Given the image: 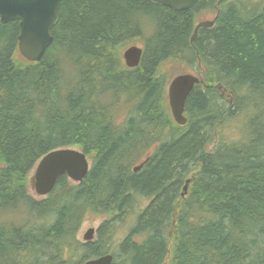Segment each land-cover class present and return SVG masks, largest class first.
<instances>
[{
  "label": "trees",
  "instance_id": "obj_1",
  "mask_svg": "<svg viewBox=\"0 0 264 264\" xmlns=\"http://www.w3.org/2000/svg\"><path fill=\"white\" fill-rule=\"evenodd\" d=\"M226 1L174 11L148 0H62L37 63L18 53V22L0 23V210L26 212L21 223H0V264L106 254L112 264H264V6ZM205 11L214 25L191 41ZM139 41L129 69L122 53ZM170 61L202 70L184 126L170 116L160 75ZM235 122L236 139L214 141ZM66 148L86 155V177L63 175L34 199L30 172ZM89 214L109 218L81 242Z\"/></svg>",
  "mask_w": 264,
  "mask_h": 264
},
{
  "label": "water",
  "instance_id": "obj_2",
  "mask_svg": "<svg viewBox=\"0 0 264 264\" xmlns=\"http://www.w3.org/2000/svg\"><path fill=\"white\" fill-rule=\"evenodd\" d=\"M62 0H0V23L18 22L17 49L20 57L30 63L39 62L52 44V29L58 22V11ZM174 11L189 10L195 0H148ZM222 1V0H220ZM212 20L200 21L194 27L191 41L197 37L201 28H211ZM143 49L135 45L128 47L122 54L124 65L133 69L139 65ZM201 83L200 76L181 74L174 76L168 83L166 95L170 116L178 126H184L185 102L193 88ZM143 164L136 166L138 172ZM90 163L84 153L77 149H58L44 155L35 165L33 188L37 196L46 197L53 190L59 177L65 175L71 182L80 183L86 177ZM188 184V182L186 183ZM185 190V187H184ZM94 229H89L84 242L92 241ZM110 254L88 260L83 264H112Z\"/></svg>",
  "mask_w": 264,
  "mask_h": 264
},
{
  "label": "rangeland",
  "instance_id": "obj_3",
  "mask_svg": "<svg viewBox=\"0 0 264 264\" xmlns=\"http://www.w3.org/2000/svg\"><path fill=\"white\" fill-rule=\"evenodd\" d=\"M227 3H237L240 5H245L246 8L248 7H253V6H259L262 7L264 6V0H249V3H245L244 0H227ZM214 13L212 12H201L197 15L196 18V23L200 22V21H206V20H212L214 18ZM135 46L137 47H142V42L139 41L137 43H135ZM124 52V51H123ZM123 54V53H122ZM201 67L199 64L197 63H192V64H186L182 61H170V62H166L164 63L161 68H160V75L164 77V79L167 81V86L169 81L176 75L178 74H191V75H199L202 74L201 72ZM166 86V89H167ZM168 105V104H167ZM240 123L239 122H235V123H228L227 125H225L220 131L219 133H216V136L214 138V141H216L219 136H227L230 139L234 140L239 136L240 133ZM223 134V135H222ZM213 147H209V150H211ZM33 173H34V169L30 172L29 174V185H28V193L30 196H32L34 199L36 200H40L43 199L45 197H39L36 195L34 188H33ZM138 209H140V206L135 210L132 211L131 215H128L124 221L122 223H119L117 225L118 230L116 232V234L114 235V242L113 244H116L124 235L125 231L127 230V227L131 226L132 222L135 219V212L138 211ZM26 217V212L24 209H22L21 211H2L0 210V223H4V222H11V223H21L24 221ZM109 217L104 215V216H94V215H87L79 232L77 235V239L81 242H83V237L85 235V233L89 230V229H94L97 230V228L99 227V225L105 221L106 219H108ZM95 237V236H94ZM115 247V245H114ZM111 249L113 250L114 248L111 246Z\"/></svg>",
  "mask_w": 264,
  "mask_h": 264
},
{
  "label": "bare ground",
  "instance_id": "obj_4",
  "mask_svg": "<svg viewBox=\"0 0 264 264\" xmlns=\"http://www.w3.org/2000/svg\"><path fill=\"white\" fill-rule=\"evenodd\" d=\"M187 183V182H186ZM187 185V184H186Z\"/></svg>",
  "mask_w": 264,
  "mask_h": 264
}]
</instances>
